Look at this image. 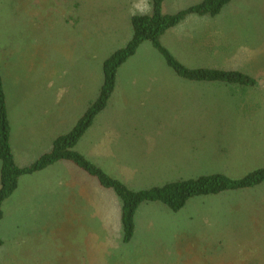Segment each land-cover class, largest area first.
Here are the masks:
<instances>
[{
    "label": "rangeland",
    "instance_id": "obj_1",
    "mask_svg": "<svg viewBox=\"0 0 264 264\" xmlns=\"http://www.w3.org/2000/svg\"><path fill=\"white\" fill-rule=\"evenodd\" d=\"M81 1L22 0L21 4L20 0H14L16 6L25 4L22 18L30 16L27 20L30 42L27 39L26 45L17 43L10 48L6 45L10 38L0 37V77L10 97L9 106L12 95L18 94L12 107H22L27 113L19 119L24 128L17 137L33 138L36 144L42 141L41 153L51 150L53 136L44 133L45 127L58 123L52 133L57 132V137L65 135L89 102L97 98L104 60L131 39V16L151 13L149 0H121L118 6L115 3L120 0ZM201 1L164 0L162 11L175 14ZM0 3L5 6L3 13H7L9 3L7 6L6 0ZM121 10L125 11V25L119 31L111 30ZM13 13L14 10L10 16ZM218 16L221 19L216 22L227 28V39L231 35L234 38L239 30L232 19L254 20L247 21L254 24L246 25L249 36L244 35L239 43V55L232 53L237 47L229 51L230 65L252 69L251 73H244L256 76L258 91L253 98L261 106L242 103L243 93L234 94L228 88H210V94L206 91L208 96L203 99L181 94L187 90L173 89L179 95L168 107L177 111L176 119L160 122L154 115L159 102L155 101L170 91L165 88L166 81L180 82V79L146 43L137 57L117 73L125 86L123 90L117 89L123 96L118 112L100 114L103 120L98 125L96 122L94 128L101 130L94 134L86 132L74 151L133 191L214 175L211 162L225 163L230 168L228 162L244 166L228 168L221 174L232 179L239 173L244 176L264 168L262 157L249 158L248 164L241 161L242 154L254 155L255 149L264 154V0H231ZM160 106L167 109L165 103ZM234 112L250 115L242 122L228 115ZM123 122L124 126H120ZM228 122L234 127L243 125L247 134L236 138V143L249 146L239 150L227 147L225 158L214 145L209 146L208 131L202 134L204 129L220 128ZM117 128L125 131L120 134ZM184 131L187 136L179 134ZM85 138L93 139L97 151L83 145ZM110 139H114L112 149L106 142ZM218 141L216 135L210 140ZM51 170L61 171L58 175L64 177V186L75 191L61 194ZM35 176L32 180L38 181L37 185L30 182L26 187L28 182L23 183L3 208L0 264H264V227L254 231L244 230L243 225L235 227L243 219H238L234 199L228 198L230 193H223L225 200L211 199L217 195L191 198L175 213L158 202L142 204L135 213L133 238L123 243L121 203L112 191L101 188L94 179L65 162ZM259 186L262 187L253 191L255 194L246 196L251 198L248 205L239 196L245 190L238 191L235 197L244 209L255 208L248 223L259 215L257 221L264 225V183ZM85 195L89 196L87 206L80 209L74 204L69 208L63 206L70 198L80 200ZM205 197L208 202H203ZM57 207L66 210L62 214ZM214 210L221 211L222 216H209L203 227L197 216L210 215ZM189 217L192 220L188 221Z\"/></svg>",
    "mask_w": 264,
    "mask_h": 264
},
{
    "label": "crops",
    "instance_id": "obj_2",
    "mask_svg": "<svg viewBox=\"0 0 264 264\" xmlns=\"http://www.w3.org/2000/svg\"><path fill=\"white\" fill-rule=\"evenodd\" d=\"M13 2H14V0H6V6L8 3H9V5L7 6L8 9H7V13H5V14L3 13L5 6H4V4L0 3V37H9L10 38L9 42H7V44H6L7 47H10V48L12 46H16L17 43H24L25 44V41L27 39L30 42V32L28 30V25H27V20L30 19V16L27 15L26 20H25V18H22V16H21V13H23V7L25 8V4L22 7V5H21L22 0H20L21 4H18L17 6L14 5ZM12 10H14V13H13V15L10 16V12ZM119 14H120V18L111 27V30L113 29L114 31H116V30L119 31L120 30L119 28H121V26L123 24L125 25V11L121 10V11H119ZM145 14H148V13H145ZM217 19L220 20L221 17H219L218 15L215 17H209V16L200 17V16H195V15H190V16L186 17L179 25H177L176 27L166 31L161 36L160 43L165 49H167L169 51V53L178 62H180L182 65H184L190 69H214V70H225V71H238V72H242V73L250 72L249 70H252V69H248V68L247 69H245V68L237 69V68H235L237 66L236 64L230 65L231 61H232L230 59H231L232 53H234L235 56L239 55V52H240L239 45L242 42L241 41L242 38H244L245 36H247V37L249 36V33H248L249 28L246 25L254 24V23H249L247 21H254V20L253 19L243 20L241 18L232 19L233 23H235L239 26V30L237 31V33H234V38L231 35L227 39L226 33H225L227 28H223V25L217 23L216 22ZM144 44H146V43L141 44L139 46V48L137 49L136 53L131 58H129L126 62H124L119 67V69L124 64H126L128 61H130L131 59L136 58L139 49ZM236 44L238 46H236ZM25 45H23V47ZM151 47H152V49H154L152 45H151ZM233 47H237V49L234 50V52L230 53L229 51ZM240 48H243V47L240 46ZM45 53L47 54L46 51H45ZM193 60H195V61L193 62ZM200 60H203V61L201 62ZM192 63H193V65H191ZM232 68H234V69H232ZM119 69L117 70V73H118ZM117 73H116L115 88H114V91L112 93L111 98L109 99V102H108L106 108L103 110L104 113H107L108 111L117 113L119 108H120V102H121V98L123 96L118 94L117 89L123 90V88L125 86L123 83L124 80L120 79L119 76L117 75ZM174 76L178 80L179 77L175 74V72H174ZM251 77H253L256 80V78H255L256 76L252 75ZM179 79H180L179 80L180 82H178V81H173V82L172 81H166L164 83L165 88H169L170 91L168 93H165V95H161L155 101V102H157V101H159V102L156 105V110L154 112V115L159 117L160 122L171 120L172 117H174V120L176 119L175 113L177 111H170V107H168V106H171L173 103H175L173 100L176 97H178V95H179L178 92H176V91L173 92L172 91L173 89H181L182 91L187 90V92H183L181 94L182 95L185 94V95L189 96L190 98L191 97H197V98L203 99L205 97L204 95L208 96L207 93H205L206 91L210 94V88H214V89L219 88V87L225 88V89L228 88L229 90L233 91L234 94H236V93L239 94V92L243 93V96L241 98L242 103L246 104L245 102L247 101V103H249V104L260 105L259 103H254L255 97L253 98L255 93H257V91H258L257 90L258 84H256L255 87H241V86H237V85H227V84H224L221 82H193V81L183 80L181 78H179ZM1 81H2V78H1ZM256 82H257V80H256ZM188 84H190L192 86H186ZM2 86H3V92H4V98H5L7 121H8V125H9V143H10L11 150H12V153L14 156V161H15L16 165L21 167V168L31 166L42 155L49 152L50 149L48 151L41 153L40 149H39V144L42 141H40L36 144V142L34 141L33 138L26 139L24 136H22L20 138L17 137L18 135H21V131H23V128H24L23 126H21L19 124V119L24 117V116L26 117L27 113H24L22 111V107H20V108H18V107L13 108L12 107V105H14L19 98L18 94L15 97L12 95V97H11L12 102H11V105L9 106L7 98L10 100V97L6 91V87L3 84V82H2ZM188 90H195V91L194 92H188ZM95 98H96V96H95ZM95 98H93L89 102L86 110L95 101ZM162 103L163 104L165 103L167 105V109L160 106V104H162ZM125 104L127 105L126 102H125ZM136 104H139V103L137 102ZM133 107H134V105H133ZM24 108H25V110H28L25 106H24ZM86 110L84 111V113L86 112ZM102 113H100V114H102ZM100 114L94 119L91 127L86 132H91V134H94L96 131L101 130L99 128H97V129L94 128V125L96 124V122L98 125L103 120V115H100ZM149 115L153 119V116L151 114H149ZM228 115H230L234 118H237V120H241L243 122L250 115V112H248L246 114L244 112H241L240 114H239V112H234V113H228ZM124 124H125V122H123L120 126H124ZM57 125H58V123L52 124L51 126H47L49 128L45 127V130H44V133H46L47 136H49V135L53 136L52 141L50 142L51 143L50 148H52L53 141L56 138H58L56 136L58 134L57 132L52 133L57 128ZM156 127L158 128V126H156ZM118 130H121L120 134H122L123 131H125V128L118 129ZM195 131H197V130H195ZM205 131H208L207 142H208L209 146L214 145L215 148H217V150H220V154L225 155V158L228 155L227 147L239 150L240 148H243L245 146H249V144L248 145H239L236 143V140H237L236 138L247 134L246 133L247 130L243 127L242 124L237 126V127H234L233 125H231L228 122L227 125L220 126V128L208 129V130L204 129L202 136L205 135V133H204ZM172 132H175V131H172ZM124 134H125V132H124ZM179 134H182L183 136L188 135L187 131L179 132ZM84 135L82 138L86 137ZM215 135L218 136V140H219L218 143L210 142L211 138ZM92 140H89V138H87V139L85 138L83 145L86 148H88L90 146H92L94 148L95 146L92 145ZM106 142L108 144V147L110 149H112L114 146V139L113 140L112 139L107 140ZM93 150L97 151V147H95V149H93ZM254 153H255L254 155L250 154V153L242 154L241 157H243V158H241V161L242 162L245 161L244 163L248 164L249 158L261 160L260 158L262 157V160H263V158H264L263 152L255 149ZM214 156H216V155H214ZM59 162L70 163V162H66V161H59ZM59 162H57L55 164H58ZM55 164H53V165H55ZM224 164H220L218 162H216V163L211 162V168L214 171V174H225V172L229 169L234 170V169L244 168V166L235 165V164H232L230 162H228L227 164H229L232 168H230L229 166H227L226 164L224 165ZM53 165L47 167L46 169L52 167ZM0 168H1V162H0ZM46 169L41 170V171H37V172L30 174V175L22 176L23 178L21 177L19 179L18 187L15 190V192L3 203L2 212H3L4 206L9 202V200L12 199V197H14V195L19 192L23 183L28 182L26 184V187H29L30 182L37 185L36 182H38V181L32 180L34 178L33 176H35L36 174L44 172ZM106 169L108 170V168H106ZM220 169H224V171L219 172ZM51 171L54 173V175L56 177L55 185H56V187H58L59 192L61 194H68L70 192L75 191V190L73 191L72 188H68V187L64 186V179H63L64 177L58 175V173L61 171H57V170H51ZM246 173L244 172V174H246ZM84 174L87 175L86 173H84ZM112 174L119 175L117 173H112ZM237 176L238 177H236V179L241 178L243 175H241L239 173ZM258 187H262V186H258ZM258 187L250 189V190L242 191L241 194H239V196L243 198L245 205H248L251 202V200H250L251 198L248 197L246 199V196H248L249 194H255L253 191H256ZM227 193L231 194V196L228 195V198H230L229 200L234 199L233 209H235L236 212H238L237 213L238 219H243V220H240L241 224L236 223L234 225L235 227H240L243 225L244 230H253V231L254 230H260L261 227H264L263 224L258 223V221H257L259 218V215L257 216V220H254L253 223H248L250 221V217H251L250 212L255 213V208L254 209H248L247 207H245V209H244V207L242 205H239V200H238V198L235 197V195L238 194V191H236L234 193L233 192H227ZM88 197L89 196H86V195H85V198L82 196V199H80V200L79 199L75 200L74 198H70V201L67 202L66 204H64L63 206H66L69 208L71 206V204H74L76 206V209L83 208V207L87 206L89 203ZM212 197H214V198H211V199H214V200H225L226 199L225 196H223V193H222V195L219 194L217 196H212ZM208 201H209L208 197H205L203 202H208ZM57 209L59 211H61L62 214L64 213V211H62V210H66V208H64V207H57ZM50 210L55 211V209H50ZM209 216L220 218L222 216V214H221V211L214 210L211 212L210 215L197 216V217H199L203 227L206 224L205 220L208 219ZM189 220H192V218L189 217L188 221ZM218 223H220V220L218 221Z\"/></svg>",
    "mask_w": 264,
    "mask_h": 264
},
{
    "label": "trees",
    "instance_id": "obj_3",
    "mask_svg": "<svg viewBox=\"0 0 264 264\" xmlns=\"http://www.w3.org/2000/svg\"><path fill=\"white\" fill-rule=\"evenodd\" d=\"M89 1L91 2L92 0ZM149 1L151 13L131 16V39L124 47L117 49L104 60L102 64L103 81L95 101L77 120L73 128L65 135L56 138L52 143L51 150L42 155L31 166L21 168L14 161L9 143V125L0 78V220L3 215V203L15 192L20 178L24 175L44 170L59 161L70 162L93 178L101 188L110 190L116 195L121 203L123 243H129L133 238L135 213L142 204L158 202L175 213L183 209L191 198L250 190L264 183V168H262L249 172L238 179L214 174L168 183L164 186L152 187L147 190L133 191L123 182L110 176L99 166L74 151V147L91 127L94 119L106 108L115 88L117 70L136 53L139 46L143 43H150L165 60L167 66L183 80L221 82L241 87L256 86V80L242 72L187 68L178 62L160 43L161 36L166 31L179 25L186 17L190 15L215 17L221 13L224 7L231 3V0H202L200 3L175 14H165L162 11L164 0ZM42 2L45 1H39L38 3L33 1L34 4ZM121 3L120 0L119 3H115V6L121 5ZM77 7L80 8L81 5L77 3ZM1 246L2 241L0 240Z\"/></svg>",
    "mask_w": 264,
    "mask_h": 264
}]
</instances>
